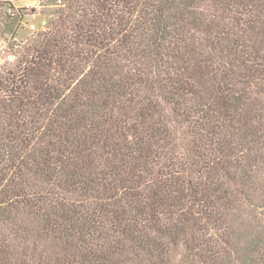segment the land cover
<instances>
[{
	"label": "trees",
	"instance_id": "trees-1",
	"mask_svg": "<svg viewBox=\"0 0 264 264\" xmlns=\"http://www.w3.org/2000/svg\"><path fill=\"white\" fill-rule=\"evenodd\" d=\"M55 1L0 69V264H264V0Z\"/></svg>",
	"mask_w": 264,
	"mask_h": 264
},
{
	"label": "rangeland",
	"instance_id": "rangeland-1",
	"mask_svg": "<svg viewBox=\"0 0 264 264\" xmlns=\"http://www.w3.org/2000/svg\"><path fill=\"white\" fill-rule=\"evenodd\" d=\"M55 3V0H14L13 5L28 6L18 9L21 18H10L6 8L13 6L12 3L10 0H0V47L5 48L4 56L17 52L34 33L45 29L46 22L50 20L46 13Z\"/></svg>",
	"mask_w": 264,
	"mask_h": 264
},
{
	"label": "built area",
	"instance_id": "built-area-1",
	"mask_svg": "<svg viewBox=\"0 0 264 264\" xmlns=\"http://www.w3.org/2000/svg\"><path fill=\"white\" fill-rule=\"evenodd\" d=\"M10 2L12 3V0H10ZM57 3H60V1L58 0ZM6 13L11 18H21V14L18 11V8H16L14 5L8 6L6 8ZM4 49H5L4 47H0V69L3 65V63H5V61L6 62H13L15 60V54L13 52L7 53L6 56H4V54H5Z\"/></svg>",
	"mask_w": 264,
	"mask_h": 264
},
{
	"label": "crops",
	"instance_id": "crops-1",
	"mask_svg": "<svg viewBox=\"0 0 264 264\" xmlns=\"http://www.w3.org/2000/svg\"><path fill=\"white\" fill-rule=\"evenodd\" d=\"M14 0H12V4H13ZM16 8H22V7H25V6H28V4H25V5H14Z\"/></svg>",
	"mask_w": 264,
	"mask_h": 264
}]
</instances>
